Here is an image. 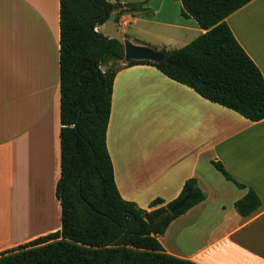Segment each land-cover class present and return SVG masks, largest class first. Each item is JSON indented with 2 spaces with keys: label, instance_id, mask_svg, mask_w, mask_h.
I'll return each mask as SVG.
<instances>
[{
  "label": "crops",
  "instance_id": "0c3cea01",
  "mask_svg": "<svg viewBox=\"0 0 264 264\" xmlns=\"http://www.w3.org/2000/svg\"><path fill=\"white\" fill-rule=\"evenodd\" d=\"M130 4L143 11L112 13L117 26L162 28L135 45L174 51L205 33L181 16L180 0ZM224 22L264 79V0ZM105 24L96 32L111 39ZM118 66L106 148L121 199L150 212L155 200L174 202L194 179L205 200L158 237L164 253L194 264H264V120L251 123L154 67ZM59 101V0H0V254L61 229ZM249 190L260 207L241 217L234 205Z\"/></svg>",
  "mask_w": 264,
  "mask_h": 264
},
{
  "label": "trees",
  "instance_id": "16d2710c",
  "mask_svg": "<svg viewBox=\"0 0 264 264\" xmlns=\"http://www.w3.org/2000/svg\"><path fill=\"white\" fill-rule=\"evenodd\" d=\"M253 0H180L181 16L205 33L185 47L160 53L161 63L131 61L126 67H154L204 100L251 123L264 120V79L224 20ZM142 4L106 0H59L60 231L0 254V264H194L164 253L158 242L178 217L205 200L194 179L179 197L150 212L121 199L106 148L113 68L124 59L123 45L96 32L110 15L143 11ZM104 69V70H103ZM225 180L237 184L218 162ZM187 199L173 215L167 209ZM241 217L260 207L251 191L234 205Z\"/></svg>",
  "mask_w": 264,
  "mask_h": 264
},
{
  "label": "rangeland",
  "instance_id": "374dc122",
  "mask_svg": "<svg viewBox=\"0 0 264 264\" xmlns=\"http://www.w3.org/2000/svg\"><path fill=\"white\" fill-rule=\"evenodd\" d=\"M120 1L124 2L126 5H128V3H137L141 0H120ZM117 16H119V15H117ZM125 30H127V34H126L127 37L124 38L122 33ZM103 33H105L106 35L111 37V39L117 40L119 42H121V41L123 42L124 40H128L130 43L135 45L136 42L133 41V39H136L138 41V43H140L141 41H145L143 39L144 37L142 36L144 33H149V34L156 36V35H158V33H162V28L161 27L157 28L155 25H151L149 23L144 24V23L138 22V23H135L132 27L127 29V28H124L121 26H117L115 24L114 17L112 15H110L107 23L105 24V28L103 29ZM190 36H194V34L191 32ZM131 41H133V42H131ZM135 46H138V45H135ZM176 47H179V46H176ZM150 48L153 50H156L153 47H150ZM119 63H116L113 68L115 69L116 67H119L118 66ZM36 217H37L36 221L41 220L43 217V209L40 206H38Z\"/></svg>",
  "mask_w": 264,
  "mask_h": 264
},
{
  "label": "water",
  "instance_id": "95a60500",
  "mask_svg": "<svg viewBox=\"0 0 264 264\" xmlns=\"http://www.w3.org/2000/svg\"><path fill=\"white\" fill-rule=\"evenodd\" d=\"M128 5H124V8H127ZM123 55L124 59L122 61V64H127L131 61L135 62H151V63H161L164 60L163 55L151 48L144 47V46H135L132 43H130L128 40H124L123 43ZM187 199L184 198L183 200L173 204L167 209V212L170 215L175 214L179 210H181Z\"/></svg>",
  "mask_w": 264,
  "mask_h": 264
}]
</instances>
